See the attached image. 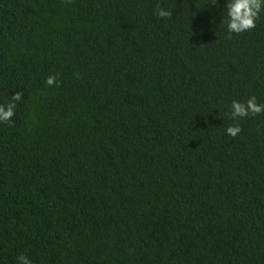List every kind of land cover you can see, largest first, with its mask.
Wrapping results in <instances>:
<instances>
[{
  "label": "trees",
  "instance_id": "1",
  "mask_svg": "<svg viewBox=\"0 0 264 264\" xmlns=\"http://www.w3.org/2000/svg\"><path fill=\"white\" fill-rule=\"evenodd\" d=\"M212 2L0 0V264H264V11Z\"/></svg>",
  "mask_w": 264,
  "mask_h": 264
},
{
  "label": "clouds",
  "instance_id": "2",
  "mask_svg": "<svg viewBox=\"0 0 264 264\" xmlns=\"http://www.w3.org/2000/svg\"><path fill=\"white\" fill-rule=\"evenodd\" d=\"M211 4L216 5L217 0H213ZM226 9L228 32L240 34L256 27V21L260 18V13L264 11V0H227ZM156 15L160 18H170L172 13L161 7L158 3L156 5ZM58 78V73L49 75L45 83L50 87L58 86ZM22 97L23 93L18 91L6 105L0 104V122H8L12 119L17 107L16 102L20 101ZM262 113H264V103H258L255 95H252L244 102L233 100L231 103L230 118L236 122L227 126L226 133L232 137H236L242 131L238 123L240 118L249 115L258 116ZM129 251L131 254L134 250ZM18 260L20 264H32V261L26 255H21L18 257Z\"/></svg>",
  "mask_w": 264,
  "mask_h": 264
}]
</instances>
